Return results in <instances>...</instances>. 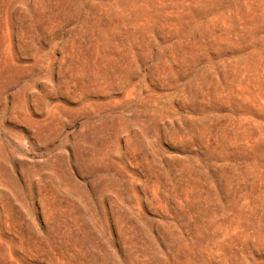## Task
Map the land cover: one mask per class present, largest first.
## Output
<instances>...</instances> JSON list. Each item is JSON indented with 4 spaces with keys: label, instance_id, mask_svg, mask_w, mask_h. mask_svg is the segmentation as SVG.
<instances>
[{
    "label": "rangeland",
    "instance_id": "obj_1",
    "mask_svg": "<svg viewBox=\"0 0 264 264\" xmlns=\"http://www.w3.org/2000/svg\"><path fill=\"white\" fill-rule=\"evenodd\" d=\"M0 264H264V0H0Z\"/></svg>",
    "mask_w": 264,
    "mask_h": 264
}]
</instances>
